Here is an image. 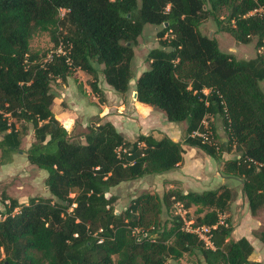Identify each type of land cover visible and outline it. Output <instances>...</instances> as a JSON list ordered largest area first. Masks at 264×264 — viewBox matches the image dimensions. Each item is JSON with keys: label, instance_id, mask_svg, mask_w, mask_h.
Masks as SVG:
<instances>
[{"label": "trees", "instance_id": "obj_1", "mask_svg": "<svg viewBox=\"0 0 264 264\" xmlns=\"http://www.w3.org/2000/svg\"><path fill=\"white\" fill-rule=\"evenodd\" d=\"M223 8L229 12L225 31L244 44L255 37L257 49L264 48V0H0V149L19 150L16 121L32 125L36 141L27 159L48 173L50 194L27 203L3 198L0 264H167L185 254L205 264H260L250 260L254 249L246 238L235 241L233 226L218 224L234 196L227 187L144 193L116 212L110 190L175 170L184 160L181 142L142 134L129 141L106 122L74 143L52 110V82L66 83L77 71L93 77L90 87L101 103L100 73L114 91L127 93L138 39L146 25L162 26L160 46L149 52V67L136 81L137 102L170 123L185 122L184 143L211 158L240 152L224 162L223 173L243 180L255 215L264 205V54L238 60L201 32L208 15ZM38 32L65 51L43 62L30 44ZM209 117L223 120L229 145L194 135L205 132ZM172 199L186 211L196 208L195 225L218 224L213 248L187 232L180 215L161 227Z\"/></svg>", "mask_w": 264, "mask_h": 264}, {"label": "rangeland", "instance_id": "obj_2", "mask_svg": "<svg viewBox=\"0 0 264 264\" xmlns=\"http://www.w3.org/2000/svg\"><path fill=\"white\" fill-rule=\"evenodd\" d=\"M228 14V10L223 8L215 12V15H208L200 26L201 32L205 35L211 34L212 38L217 39L223 52L233 54L238 60H249L256 57L258 53L264 54V48L258 50L256 47L257 38L253 37L250 43L244 44L225 31V27L228 26ZM63 15L64 11H62ZM61 26L60 33L66 32V28ZM161 30L162 26L150 24L145 26L135 46L134 79L130 82V89L125 94L114 91L101 73L98 75L97 83L105 97L104 103L100 102L90 87L93 77L84 72H75L68 77L66 83L52 82V90L55 94L52 110L66 127L70 140L74 143H83V135L88 132L89 127L104 124L107 121L115 123L119 128L117 130L120 131L125 130L128 124V130L136 132L128 133L131 140H136L137 134L145 129L156 132L152 135L158 139L171 136L173 140L182 143L185 151L184 160L175 170L159 175H147L135 181L122 183L110 190V193L117 197L115 210L118 213L124 212L136 197L144 193L158 194L163 197L170 191L178 190L186 193L196 189L201 190L203 187L200 183H208L210 174L221 172L220 168H224V156L228 158V154H224L223 157L214 159L202 150L187 145L184 143L187 128L185 122L170 123L166 116L157 109L136 103V81L141 72L149 67V52L160 46L158 33ZM30 44L32 51L38 53L43 62L48 61L52 53L65 51L64 47L56 51L51 36L47 32L36 33ZM260 85L264 90V81L260 82ZM16 124L21 132L19 150L0 149V211L2 213L5 212L3 200L5 196L16 198L21 203H27L33 197H50L45 182L48 173L31 165L27 159V152L36 141L34 128L20 121H16ZM23 127L25 129H22ZM204 130L211 132L212 141L217 146L229 145L228 133L221 118L206 119ZM126 139L128 140L127 137ZM239 154L240 152L235 151L230 157H239ZM173 201V199L170 201V208L164 210L161 216V227H170L178 215L182 216L186 222L197 220L198 214L195 207L186 211L182 205L173 203ZM238 212L241 219H244V222L247 221L248 227L251 228L249 218L250 215H254L247 209H240ZM36 255L41 257L40 253ZM2 259H5L4 255ZM115 259H117L116 256ZM167 264H205V262L197 254H185L180 260L169 259Z\"/></svg>", "mask_w": 264, "mask_h": 264}, {"label": "crops", "instance_id": "obj_3", "mask_svg": "<svg viewBox=\"0 0 264 264\" xmlns=\"http://www.w3.org/2000/svg\"><path fill=\"white\" fill-rule=\"evenodd\" d=\"M143 72H141V74ZM135 101L136 103H138L137 99H135ZM142 106L149 107L145 105H142ZM56 117L58 118L57 115ZM113 124L115 125V127H117V129H119L115 123ZM127 127H128V124L125 127L126 128L125 130H121V131L118 130V131L121 132L125 137H127L129 141H135V140L130 139V135H128V133L131 134V133H136V132L134 130H128ZM152 133L156 134V132H151L149 130L144 129V130H141V132L138 133L137 136L141 134L142 135H152ZM169 137L172 138L171 136ZM233 152H235V150H232L229 153H224L225 155L228 154L227 155L228 158L223 155L225 161L234 159L230 157L233 154ZM223 169L224 168L221 167L220 168L221 172H219L218 174H214V175L210 174L208 183H200L203 189L201 190L196 189L193 191L202 193L207 190H216L222 187H227L230 190H232L233 195H234L233 200L230 203L229 209L222 214V218L224 219L225 222L228 221L233 226V229H234L232 233L233 240L238 241L242 238H246L251 243L254 251L252 255L250 256V260L254 262H258L260 264H264V205L257 211V213L254 216L250 215L249 221L251 224V228L248 227V222L247 221L244 222V219H241V217L239 216V212H238L240 209H247L250 211V208L248 206V203L243 193V180L241 178L224 175V173L222 172ZM208 185H210V187H207ZM242 205L244 207H241Z\"/></svg>", "mask_w": 264, "mask_h": 264}, {"label": "built area", "instance_id": "obj_4", "mask_svg": "<svg viewBox=\"0 0 264 264\" xmlns=\"http://www.w3.org/2000/svg\"><path fill=\"white\" fill-rule=\"evenodd\" d=\"M262 11H263L262 9L259 10V12H262ZM60 52H61V50H60ZM194 135L203 138L204 142H211L212 141L211 132H209V131H206V130H205V132L197 131L194 133ZM224 223H225V221L222 218V214H221L220 215V221L218 224H224ZM218 224L213 225V226L212 225H195L193 221H189V222L185 221L184 229L187 232L195 234L199 238V240L205 244V246L207 248H213V242H212V238H213V234H214L213 232H214V230L217 229ZM135 232H139V230H136Z\"/></svg>", "mask_w": 264, "mask_h": 264}, {"label": "water", "instance_id": "obj_5", "mask_svg": "<svg viewBox=\"0 0 264 264\" xmlns=\"http://www.w3.org/2000/svg\"><path fill=\"white\" fill-rule=\"evenodd\" d=\"M210 37H211V34H210ZM135 98H137V92H135Z\"/></svg>", "mask_w": 264, "mask_h": 264}]
</instances>
